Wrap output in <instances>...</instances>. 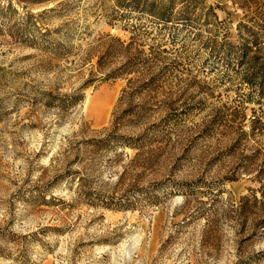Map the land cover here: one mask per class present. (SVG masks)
Segmentation results:
<instances>
[{"label": "rangeland", "instance_id": "374dc122", "mask_svg": "<svg viewBox=\"0 0 264 264\" xmlns=\"http://www.w3.org/2000/svg\"><path fill=\"white\" fill-rule=\"evenodd\" d=\"M163 1L0 0V264H264V0Z\"/></svg>", "mask_w": 264, "mask_h": 264}, {"label": "trees", "instance_id": "16d2710c", "mask_svg": "<svg viewBox=\"0 0 264 264\" xmlns=\"http://www.w3.org/2000/svg\"><path fill=\"white\" fill-rule=\"evenodd\" d=\"M131 1L138 4V0ZM167 4L163 0H143L145 8L159 15L166 13ZM236 48L239 63L245 66L246 82L258 97L264 98V44L255 37H240Z\"/></svg>", "mask_w": 264, "mask_h": 264}]
</instances>
